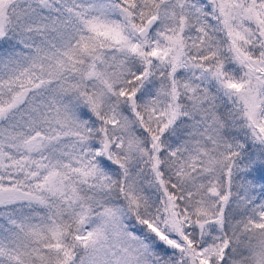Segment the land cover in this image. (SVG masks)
Here are the masks:
<instances>
[{"label":"snow or ice","instance_id":"1","mask_svg":"<svg viewBox=\"0 0 264 264\" xmlns=\"http://www.w3.org/2000/svg\"><path fill=\"white\" fill-rule=\"evenodd\" d=\"M0 264H264V0H0Z\"/></svg>","mask_w":264,"mask_h":264}]
</instances>
